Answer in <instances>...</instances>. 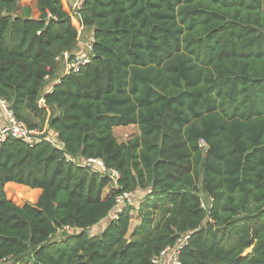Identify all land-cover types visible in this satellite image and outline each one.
<instances>
[{"label": "trees", "instance_id": "trees-1", "mask_svg": "<svg viewBox=\"0 0 264 264\" xmlns=\"http://www.w3.org/2000/svg\"><path fill=\"white\" fill-rule=\"evenodd\" d=\"M22 1L0 0V97L56 143L0 142V264H152L185 233L180 264H264V0H83L76 13L35 0L36 17ZM79 31L91 61L39 106ZM129 125L138 135L118 142ZM7 183L41 193L16 205ZM136 190L147 201L131 239L126 201L90 232Z\"/></svg>", "mask_w": 264, "mask_h": 264}, {"label": "built area", "instance_id": "built-area-1", "mask_svg": "<svg viewBox=\"0 0 264 264\" xmlns=\"http://www.w3.org/2000/svg\"><path fill=\"white\" fill-rule=\"evenodd\" d=\"M70 1L68 0L71 9L73 10L74 13H76V10L80 7L83 0H74V1L70 0ZM80 36L81 33L79 31L76 42V47H79L78 50L73 49L70 52L69 51L63 52L61 56L56 58V69L57 66H59L60 74L59 77H57L52 84L46 85L44 89L45 92L44 95L51 92L52 86L58 81L60 76L70 72L77 73L82 66L88 64L91 61V58L93 56L92 41L90 39L82 40ZM44 81L47 83L49 81V77L45 76ZM37 103L39 106H44L43 95L39 97ZM45 132H46V127H43L41 130L37 128H28V126L23 121L18 120L15 117L12 110L10 109L9 103L4 98L0 97V142L4 141L5 139L12 138V139L23 140L29 145L33 144L35 141L39 139H46L56 143V140L53 141L51 138H49L48 135L45 134ZM54 137H56L55 134ZM199 146L205 147V143L203 140H199ZM85 161L89 163L90 167H92L94 163L97 164L100 167L99 169H96L98 171L109 172L110 178L115 183L118 177L115 171L113 170L106 171L103 164L98 160H85ZM130 197L131 194H123L122 196L117 197L116 206L118 204H121L122 202L121 206H119V208L116 210L117 212L121 211L124 201L128 202L130 200ZM114 215L112 219L114 218ZM62 229L69 230L68 227H63ZM187 237L188 235L186 233L181 235L173 247H168L163 251H161L158 255L153 256L151 259V263L180 264L178 261L179 250L182 247V245L185 243Z\"/></svg>", "mask_w": 264, "mask_h": 264}, {"label": "rangeland", "instance_id": "rangeland-1", "mask_svg": "<svg viewBox=\"0 0 264 264\" xmlns=\"http://www.w3.org/2000/svg\"><path fill=\"white\" fill-rule=\"evenodd\" d=\"M22 4L29 5L32 8V10H33L32 11V15L34 17H36L37 12H35V10H34L35 4H34L33 1H31V0H23ZM113 134H114V136H115V138H116V140L118 142H124V141L128 140L129 138L138 135V129H137L136 126L118 127V128L115 129V131H114ZM81 164L82 165H87V166L89 165V163L87 161H83ZM92 167L94 169H99L100 168L95 163L93 164ZM4 190H5V187H4ZM8 191L9 192H7V190H5V194H6L7 199L10 200V201H12L16 205H23L26 202L33 204V203L36 202V197H35V199L33 201H31V200L25 199V198L24 199L23 198H17V195L15 194L16 191L14 189H8ZM106 192L107 191L104 190V194H107ZM11 193H12V195H11ZM145 196H146V192L141 190V192L138 191L137 193H135L134 195H132L130 197V200L128 202H126L129 206H131L133 208L132 211L130 212L131 219H130L128 233L126 235V238L127 239H131L130 234L132 233L133 228L136 226V224H139V222H140L139 216L144 212L145 209H143L141 212H139L138 211V208L142 204H145V202L147 201V199L145 198ZM201 197H202V201H203V205H204V203L206 202V200L204 199V196L202 194H201ZM121 204H122V202H121ZM121 204H118L114 208V210H112L108 214V216L105 218V220L109 219V217L112 218L113 215L117 212L116 210L119 208V206H121ZM159 218H160V211L157 210V211L154 212L153 221L154 222H157L159 220ZM106 222L107 221H105V223ZM102 223H104V222H102ZM96 229H97V226L95 228L91 229L90 232L91 233H95V232H97ZM70 232H72V231H67V232L66 231H64V232L59 231L56 234L55 238L56 239H59L64 234H68ZM1 264H15V263H13L12 261L9 260V261L3 262ZM19 264H31V258L30 257H27L25 259H22Z\"/></svg>", "mask_w": 264, "mask_h": 264}, {"label": "crops", "instance_id": "crops-1", "mask_svg": "<svg viewBox=\"0 0 264 264\" xmlns=\"http://www.w3.org/2000/svg\"><path fill=\"white\" fill-rule=\"evenodd\" d=\"M31 1H33L34 2V4H35V0H31ZM70 1V0H69ZM74 1V0H73ZM23 2V1H22ZM71 2V1H70ZM22 5H25V4H22ZM32 9V8H31ZM34 10H35V12H37L36 11V8L34 7ZM33 11V10H32ZM37 16V15H36ZM59 74H60V68H59V66H57V69H56V76L57 77H59ZM52 84V83H51ZM44 91H43V93H42V95H44ZM29 119L34 123V124H38L39 123V121H40V117H37V116H33V115H31V116H29ZM129 126H136V125H129ZM119 127H121V126H119ZM122 127H125V126H122ZM137 127V126H136ZM116 128H118V127H115V128H113V133H114V131H115V129ZM138 133H139V131H138ZM49 136V138H51L53 141H55V137H54V133H51L50 135H48ZM73 162H75V163H77V164H81L83 161H85L83 158H78V159H75V160H72ZM15 185H17V184H14V183H7L6 185H5V190H6V187H12V186H15ZM20 186V185H19ZM24 187V186H23ZM33 190H35L36 191V194H35V197H36V200H37V198H38V196L40 195V193H41V191L39 190V189H33ZM141 192V190H136V191H134L132 194H131V196L132 195H134L135 193H137V192ZM112 218L111 217H109V219H107V220H105V221H107L106 223H105V221L104 220H102L98 225H97V232H95V233H99L105 226H106V224L111 220ZM102 222H104V223H102ZM137 225V224H136ZM96 227V226H95ZM95 227H93V228H95ZM92 228V229H93ZM94 234V233H93Z\"/></svg>", "mask_w": 264, "mask_h": 264}, {"label": "water", "instance_id": "water-1", "mask_svg": "<svg viewBox=\"0 0 264 264\" xmlns=\"http://www.w3.org/2000/svg\"><path fill=\"white\" fill-rule=\"evenodd\" d=\"M204 206L207 207V202L204 203Z\"/></svg>", "mask_w": 264, "mask_h": 264}]
</instances>
